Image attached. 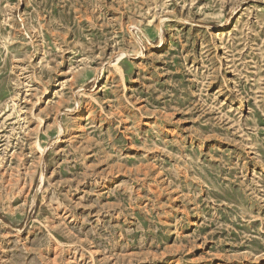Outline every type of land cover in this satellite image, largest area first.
Returning a JSON list of instances; mask_svg holds the SVG:
<instances>
[{"label": "rangeland", "instance_id": "374dc122", "mask_svg": "<svg viewBox=\"0 0 264 264\" xmlns=\"http://www.w3.org/2000/svg\"><path fill=\"white\" fill-rule=\"evenodd\" d=\"M0 264H264V0H0Z\"/></svg>", "mask_w": 264, "mask_h": 264}, {"label": "bare ground", "instance_id": "6f19581e", "mask_svg": "<svg viewBox=\"0 0 264 264\" xmlns=\"http://www.w3.org/2000/svg\"><path fill=\"white\" fill-rule=\"evenodd\" d=\"M81 153V152H80Z\"/></svg>", "mask_w": 264, "mask_h": 264}]
</instances>
